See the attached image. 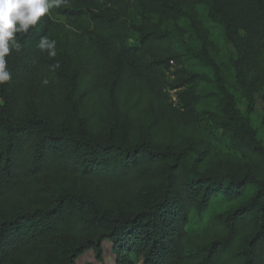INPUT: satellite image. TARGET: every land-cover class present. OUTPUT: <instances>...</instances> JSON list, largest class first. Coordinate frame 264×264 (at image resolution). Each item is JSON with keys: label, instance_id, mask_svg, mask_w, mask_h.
<instances>
[{"label": "trees", "instance_id": "obj_1", "mask_svg": "<svg viewBox=\"0 0 264 264\" xmlns=\"http://www.w3.org/2000/svg\"><path fill=\"white\" fill-rule=\"evenodd\" d=\"M16 39L0 264H264V0H68Z\"/></svg>", "mask_w": 264, "mask_h": 264}, {"label": "clouds", "instance_id": "obj_2", "mask_svg": "<svg viewBox=\"0 0 264 264\" xmlns=\"http://www.w3.org/2000/svg\"><path fill=\"white\" fill-rule=\"evenodd\" d=\"M68 0H0V85L11 79L8 62L5 59L13 49L19 50L17 33H27L36 26L50 10L67 6ZM39 48L47 50L49 56H55V41L42 36ZM59 65L57 64V67ZM47 84L48 80L42 82Z\"/></svg>", "mask_w": 264, "mask_h": 264}, {"label": "rangeland", "instance_id": "obj_3", "mask_svg": "<svg viewBox=\"0 0 264 264\" xmlns=\"http://www.w3.org/2000/svg\"><path fill=\"white\" fill-rule=\"evenodd\" d=\"M53 21L57 26V30L55 32L57 33L58 37L66 42L69 47L77 48V47H83L86 45V40L82 39L78 36L76 31L70 27L67 22H65L63 19L58 17H53ZM216 61L218 62L223 74L228 79L231 78V75L229 73V70L226 68L223 60L221 57H215ZM209 77H211V74L208 73ZM264 105L262 104L261 100L258 99L256 102V105L254 106L253 114L251 116L252 125L257 131L258 138L261 142L264 143ZM207 141L212 145H215L219 148H222L225 152H227L226 149V139L218 140L217 138H208ZM104 256L103 260L98 263L94 259V255L91 251L85 253L80 259H78L76 264H115V254L112 252V248L110 244L105 243L104 244Z\"/></svg>", "mask_w": 264, "mask_h": 264}, {"label": "built area", "instance_id": "obj_4", "mask_svg": "<svg viewBox=\"0 0 264 264\" xmlns=\"http://www.w3.org/2000/svg\"><path fill=\"white\" fill-rule=\"evenodd\" d=\"M176 90L169 91V95L171 97V101L173 104H176V96H175Z\"/></svg>", "mask_w": 264, "mask_h": 264}]
</instances>
